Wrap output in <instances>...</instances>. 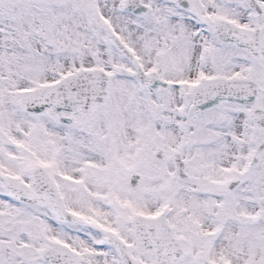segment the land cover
I'll return each mask as SVG.
<instances>
[{"label":"snow or ice","instance_id":"1","mask_svg":"<svg viewBox=\"0 0 264 264\" xmlns=\"http://www.w3.org/2000/svg\"><path fill=\"white\" fill-rule=\"evenodd\" d=\"M0 264H264V0H0Z\"/></svg>","mask_w":264,"mask_h":264}]
</instances>
